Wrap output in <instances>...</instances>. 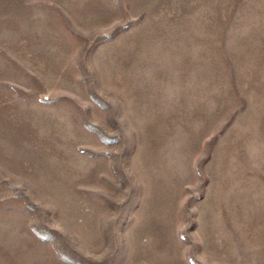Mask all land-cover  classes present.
Segmentation results:
<instances>
[{
  "label": "rangeland",
  "instance_id": "1",
  "mask_svg": "<svg viewBox=\"0 0 264 264\" xmlns=\"http://www.w3.org/2000/svg\"><path fill=\"white\" fill-rule=\"evenodd\" d=\"M0 264H264V0H0Z\"/></svg>",
  "mask_w": 264,
  "mask_h": 264
}]
</instances>
